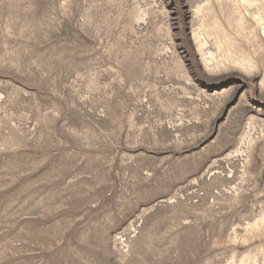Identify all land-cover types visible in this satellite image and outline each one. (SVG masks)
Listing matches in <instances>:
<instances>
[{
    "label": "rangeland",
    "instance_id": "obj_1",
    "mask_svg": "<svg viewBox=\"0 0 264 264\" xmlns=\"http://www.w3.org/2000/svg\"><path fill=\"white\" fill-rule=\"evenodd\" d=\"M0 264H264V0H0Z\"/></svg>",
    "mask_w": 264,
    "mask_h": 264
}]
</instances>
